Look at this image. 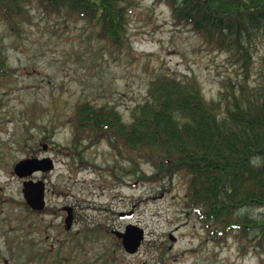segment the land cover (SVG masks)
I'll return each mask as SVG.
<instances>
[{"label":"rangeland","instance_id":"rangeland-1","mask_svg":"<svg viewBox=\"0 0 264 264\" xmlns=\"http://www.w3.org/2000/svg\"><path fill=\"white\" fill-rule=\"evenodd\" d=\"M129 5V45L121 50L100 37V28L37 5L19 32L0 18V47L13 70L11 78L0 83V264H102L105 248L113 252L110 264H261L256 249L242 253L236 236L222 244L210 238L198 214L185 204L183 177L142 182L121 169L107 141L88 148L82 158L74 153L73 129L62 123L79 101L116 106L131 121L133 109L145 101L150 81L160 72L179 78L197 75L206 96L213 99L231 82H262L264 90L263 33L254 40L255 64L248 77L228 51L207 44L190 27L175 24L166 2L134 0ZM38 155L52 156L56 166L28 177L46 181L47 206L30 215L32 225L23 236L21 220L28 213L18 202L25 200L24 179L15 173L14 164ZM127 163L124 166L131 167ZM143 169L154 171L147 163ZM68 206L74 208L71 228L66 223ZM246 211L264 217V207ZM130 224L145 229V239L133 254L113 233ZM96 229L109 230L111 236L86 241L84 232ZM73 234L83 244L73 247ZM15 237L16 246L30 243L16 247L13 254L9 241ZM32 243L50 249L49 260L37 257L39 249L29 258Z\"/></svg>","mask_w":264,"mask_h":264},{"label":"trees","instance_id":"trees-1","mask_svg":"<svg viewBox=\"0 0 264 264\" xmlns=\"http://www.w3.org/2000/svg\"><path fill=\"white\" fill-rule=\"evenodd\" d=\"M134 0H0V18L16 32L31 21V8L83 20L100 28L107 43L123 49L129 45V13ZM172 9L177 25L190 27L209 45L228 51L233 63L250 76L254 67L253 43L264 34V0H157ZM7 56L0 47V83L12 76ZM264 75V59L262 69ZM197 75L179 78L160 72L150 81L147 98L126 121L116 106L79 101L70 124L74 153L83 157L92 146L107 141L119 156V164L142 182L159 183L175 176L187 183L185 204L198 214L217 244L236 236L242 253L256 249L264 264V217H254L250 207H264V90L262 82L226 84L218 98H208ZM38 126V124L36 125ZM45 126V125H41ZM124 162H128L126 168ZM147 163L154 168L149 174ZM18 204L28 215L21 220L28 236L30 215L39 214L25 200ZM86 230V241H96L109 230ZM75 244H83L77 235ZM14 238L9 246L25 248L28 241ZM30 243V242H28ZM36 256L34 243L28 245ZM37 257L49 260L51 250L39 249ZM1 252V251H0ZM110 248L100 253L102 264H110ZM1 254V253H0ZM61 255V251L58 252ZM35 258V257H34ZM61 259V258H60ZM62 260V259H61Z\"/></svg>","mask_w":264,"mask_h":264},{"label":"water","instance_id":"water-1","mask_svg":"<svg viewBox=\"0 0 264 264\" xmlns=\"http://www.w3.org/2000/svg\"><path fill=\"white\" fill-rule=\"evenodd\" d=\"M51 157L44 158H26L19 161L15 165V172L21 177L25 178L33 175L37 171H49L54 169L55 164ZM24 198L28 205L34 210L42 211L45 209L46 202V182L42 179L26 180L24 182ZM68 216L66 222L68 227H72L74 221V210L72 207L68 208ZM133 213H127L125 216H132ZM114 234L122 239V244L125 250L129 253H135L140 248L142 241L145 239V230L134 224L126 227L125 231L113 230Z\"/></svg>","mask_w":264,"mask_h":264},{"label":"flooded vegetation","instance_id":"flooded-vegetation-1","mask_svg":"<svg viewBox=\"0 0 264 264\" xmlns=\"http://www.w3.org/2000/svg\"><path fill=\"white\" fill-rule=\"evenodd\" d=\"M32 157H36V156H32Z\"/></svg>","mask_w":264,"mask_h":264}]
</instances>
